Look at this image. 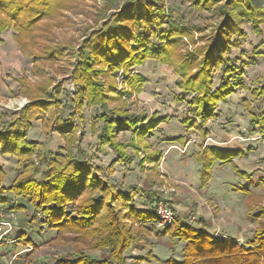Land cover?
Segmentation results:
<instances>
[{"label":"rangeland","instance_id":"rangeland-1","mask_svg":"<svg viewBox=\"0 0 264 264\" xmlns=\"http://www.w3.org/2000/svg\"><path fill=\"white\" fill-rule=\"evenodd\" d=\"M130 1L78 0L71 9L65 11L59 22H53L51 38L46 44L64 49L55 63L52 66L48 65L47 71L48 77L55 83L54 90L51 91L55 100L61 103L62 118L70 119L77 111L75 99L81 88L74 83L73 74L79 63V52L83 50L93 33L103 29L105 22L110 19L112 21L117 13L128 10ZM251 1L256 7L264 8V2ZM155 2L158 7H164L165 15L169 17L162 16V12H154L155 16L164 17V22L161 26L145 28L149 32L154 29V35L149 37L150 46L166 45L167 42L162 40V32L166 31L168 24L175 20L191 31V38L180 39L182 52L190 54L197 47L206 45L214 35L216 26L223 22L220 14L224 2L210 10L191 5L187 0H155ZM239 25L244 36L235 35L229 51L225 54V58L239 69V75L231 82L234 84V93L218 103L214 110L215 116L204 126L201 124L202 130L190 128L187 123L189 118L194 117L191 110L195 94L185 93L182 90L180 85L183 80L172 66L148 60L130 72L133 75L142 76L145 80L139 95H135L124 84L126 78L123 70L111 74L106 71L108 73L105 78L107 94L112 97L121 95V102H113L110 105L112 109L126 105L125 110L138 116L141 124L148 123L152 118L156 120L154 129L143 138H140L139 132L135 131L118 132L121 142L132 143L131 145L141 148L139 152L133 146L128 148L127 153L131 155L132 162H117L118 153L110 147L101 146L102 110L98 107H88L87 102L82 110V119L76 120L79 128L77 136L79 142L72 149V153L80 161L94 165L99 172L98 175L116 185L120 191L134 193L135 204L139 209L155 211L162 201L174 210L175 220L190 224V221L194 219V223L190 225L205 230L216 242H223L226 238L234 237L238 239L237 243L249 248L253 247L255 231L264 228V213L259 211L260 207L264 209V24L259 26V32L255 30L251 22L243 21ZM14 35L15 30L9 29L5 31L4 38L10 41ZM41 47V45L37 46L40 49ZM219 50L216 49V54ZM32 59L28 60L29 64L34 63ZM31 68L26 71L9 72L8 77L12 78L14 91L13 97L4 99L5 101L2 102L4 104L0 105L3 110L1 111L0 108L2 123L9 125L14 122L21 109L29 103L28 99L21 94L20 86L15 82L24 74L32 83L39 81V78L33 75ZM111 78L116 79V93L111 91L107 84ZM211 81L214 89L220 87L222 81L220 71L213 72ZM123 91L126 93L121 94ZM76 115L78 116V113ZM7 116L10 119L7 120ZM166 118L169 120L157 126V121L166 120ZM32 125H34L32 131L27 132V139L43 145L47 152V160L55 158L56 155L65 154L63 149L66 143L63 135L53 131L51 126H44L41 120H33ZM187 141H192L193 146L198 147L199 152L195 159L202 165V169L200 155L208 161L213 154L212 149L220 153L240 154L241 152V154L229 161H220L229 165L217 166L214 176L211 170V179L214 177L211 185L209 182L203 183L202 170L201 184L199 182L185 185L171 176V172L165 171L163 156L157 147L162 143L184 145ZM157 154L160 155V159L155 158ZM233 160L240 170L247 173L246 179L234 170ZM231 163L233 167L230 166ZM33 164L32 173L36 172L35 167H38L40 171L38 169L37 178L42 180L46 171L45 163H41L35 156ZM0 165L6 175L3 187L8 189L14 184L22 169L19 168L17 157L10 154H0ZM245 189L250 191V195L245 196L251 211L246 219L247 229L239 232L222 229L221 218L226 212L223 203H229L225 198L230 199L229 196L232 195L230 202L242 204ZM5 194H7L6 204L0 206L4 210L1 213L4 217H0V226L3 228V232H0V242L3 243L0 244L2 263L5 262L2 257H7L5 264L9 261L12 264H56L60 259L74 258L79 251H88L93 247L94 242L91 238H81L79 234L72 231L57 233L45 225L33 223L31 219L34 208L29 204L26 209L14 211L15 217L9 220L7 216L10 206L20 205L22 201L15 198L13 194L8 195V192ZM148 194L152 200L147 199ZM176 205L185 207L184 211H179ZM157 221L158 218L155 222L146 224L145 230H141L144 231L142 232L143 240L137 243L136 248H131L125 253L126 264L183 262L185 243L171 239L169 234L164 235V232L175 223L165 230H159L156 226ZM22 236L28 240L22 241L24 239ZM29 240L35 247L27 244ZM10 254L11 258L8 257ZM96 255L102 259H109L108 251L96 252Z\"/></svg>","mask_w":264,"mask_h":264},{"label":"trees","instance_id":"trees-1","mask_svg":"<svg viewBox=\"0 0 264 264\" xmlns=\"http://www.w3.org/2000/svg\"><path fill=\"white\" fill-rule=\"evenodd\" d=\"M187 1L205 10L224 2L220 14L223 22L216 26L206 45L197 47L190 54L183 53L180 39L191 38V31L172 19L167 30L162 32L166 45L150 46L149 37L154 35V29L149 32L145 28L161 26L168 15H165L164 7L156 5L155 0H131L130 8L117 13L112 21L105 22L103 29L93 33L79 52V63L73 74L74 83L81 88L75 99L78 116L75 113L66 120L60 115L61 103L55 100L51 91L55 83L48 77L47 71L48 65L55 63L64 48L46 42L51 38L53 22H59L65 11L78 0H0V33L15 30L14 40L23 55L33 58L32 73L39 78L35 83L26 75L20 79L21 94L29 103L21 109L18 118L9 123L7 131L0 134V154L16 156L22 169L14 184L6 189L3 187L6 175L0 168V206L6 204L5 193L8 192L22 201L20 205L10 206L9 213L26 209L29 204L34 208L33 223L45 225L57 233L72 231L94 242L90 250H81L76 257L60 259L56 264H126L125 253L143 240L144 231L141 230H145L144 226L158 218L155 211L141 210L136 206L134 193L120 191L116 185L98 175L94 165L80 161L72 153L79 142L76 120L82 119L85 102L88 107L102 110L100 144L118 153L117 162H132L131 155L127 153L131 146L138 152L141 150L137 145L121 142L118 132L135 131L143 138L154 129L155 118L141 124L138 116L125 110L126 105L112 109L110 105L121 102V95L112 97L107 94L106 71L111 74L123 70L124 84L139 95L145 80L130 73L134 68L148 60L172 66L183 80L180 85L182 90L195 94L191 110L194 117L189 118L187 123L197 130H202L201 124L204 126L215 116L218 103L234 93L231 82L239 75V69L225 58V54L235 35L244 36L239 25L241 22H251L255 30L260 31L259 26L264 24V8L256 7L251 0ZM138 4L141 5L138 7ZM155 11L162 12L164 17L155 16ZM39 45L41 49L37 48ZM216 49H220L218 54ZM215 71H220L222 76L217 89L213 88L211 81ZM107 84L111 91L117 92L115 78ZM35 119L65 137L64 155L47 160L43 145L28 141L27 132ZM168 120L157 121V126ZM212 153L208 161L202 155L199 159L203 163L201 176L205 184L211 179V170L217 161H229L241 154L220 153L215 149ZM35 156L45 163L42 180L37 178L38 167H35L36 172L31 170ZM157 157L160 159L159 154ZM234 168L238 174L244 175L240 169ZM244 192L250 195V191L245 189ZM147 199L152 200V197L148 194ZM2 208L0 211H4ZM261 211L264 213L263 208ZM168 234L171 239L184 242L185 247L183 262L169 261L166 264H264V228L255 231L253 247L249 248L231 238L216 242L205 230H198L182 220H175V224L164 232V235ZM27 240L24 238L22 241ZM27 244L33 245L31 240ZM103 251L109 252V259L96 255V252Z\"/></svg>","mask_w":264,"mask_h":264},{"label":"crops","instance_id":"crops-1","mask_svg":"<svg viewBox=\"0 0 264 264\" xmlns=\"http://www.w3.org/2000/svg\"><path fill=\"white\" fill-rule=\"evenodd\" d=\"M4 35H5V32L0 33V41H1L0 42V105L4 104L2 103L3 101H5L4 99L13 97L12 92L14 91V87L11 83L12 78L8 77L9 72L10 71L20 72L21 70L26 71L27 69L33 67V63L29 64L28 62V60H31V58L23 55L18 44L15 42L14 38L12 37L9 41V39H7L6 37L4 38ZM31 71H32V68H31ZM25 75L26 74H24L23 76ZM20 79H18V81H16L15 83L20 86V91H21V85L19 83ZM28 79L30 80L29 77ZM1 111H3L2 108H1ZM0 118H1L0 119V133L2 134L3 132L5 133V131H7L6 128L8 124L2 123V118H3L2 114L0 115ZM8 119H10L9 116H7V120ZM33 126L34 125H32V128L29 129L28 132L32 131ZM162 140H165V139H162ZM157 150L163 156L162 161L164 163L165 171L171 172L172 174L171 176H173L176 180L180 181L182 184H185V185L186 184L190 185L193 183L198 184L199 182L201 184L200 172L202 170V165L199 164L195 159L197 156L196 154L199 152V150H198V147L193 146L192 141H187L184 145H180L178 143H167V144L162 143L160 146L157 147ZM228 150H231V149H228ZM224 152H227V151L224 150ZM194 163H196V165ZM232 163H234L235 165L234 167L238 166L236 165L234 160ZM232 163L230 165L231 167H233ZM228 165H229L228 163H224V162L221 163L220 161L216 162L212 168V176L215 175L214 172H216L215 169L217 166L226 167ZM0 167L2 166L0 165ZM241 172L244 173V175L242 176L243 179H246L247 173L244 170H241ZM212 180H214V177L209 181V185H211ZM8 195H11V194L9 193ZM5 196H7V194H5ZM245 196L246 194L243 196L242 204L230 202L232 200L231 199L232 195L229 196L230 199L225 198L229 201V203L227 204L223 203L224 208L226 209V212L223 213V216L221 218L222 220L221 225L223 226L221 227L222 229L224 230L227 229V231H232V232L233 231H238V232L245 231L247 229L248 222L246 221V219H247V216L251 213V211H249ZM238 198L241 199L240 197ZM181 205H178V206L176 205V207L179 209V211L183 212L185 207H182ZM229 206L233 208L231 209ZM259 211L261 212V207L259 208ZM193 220L194 219L190 221L191 222L190 224L194 223ZM192 226L198 229V227H196L195 225H192ZM231 239H234L236 242H238V239H235L234 237H231ZM8 257L11 258V254L10 256L8 255ZM2 260H5V262L2 263L0 261V264H5L7 262L6 261L7 257H2Z\"/></svg>","mask_w":264,"mask_h":264},{"label":"built area","instance_id":"built-area-1","mask_svg":"<svg viewBox=\"0 0 264 264\" xmlns=\"http://www.w3.org/2000/svg\"><path fill=\"white\" fill-rule=\"evenodd\" d=\"M4 211H0V217H4L1 213ZM158 221L156 222V226L159 230H165L170 227L173 223H175L176 215L175 212L168 204H164L160 201L157 210H155ZM15 217V213H8L7 218L10 220ZM0 232H3V228L0 226ZM7 264H12L11 261Z\"/></svg>","mask_w":264,"mask_h":264},{"label":"bare ground","instance_id":"bare-ground-1","mask_svg":"<svg viewBox=\"0 0 264 264\" xmlns=\"http://www.w3.org/2000/svg\"><path fill=\"white\" fill-rule=\"evenodd\" d=\"M256 1H259V0H256ZM260 1L264 2V0H260Z\"/></svg>","mask_w":264,"mask_h":264}]
</instances>
